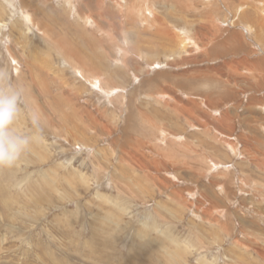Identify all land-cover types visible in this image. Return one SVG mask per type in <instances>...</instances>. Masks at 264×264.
I'll use <instances>...</instances> for the list:
<instances>
[{
	"label": "rangeland",
	"instance_id": "1",
	"mask_svg": "<svg viewBox=\"0 0 264 264\" xmlns=\"http://www.w3.org/2000/svg\"><path fill=\"white\" fill-rule=\"evenodd\" d=\"M0 70V264H264V0H0Z\"/></svg>",
	"mask_w": 264,
	"mask_h": 264
},
{
	"label": "clouds",
	"instance_id": "2",
	"mask_svg": "<svg viewBox=\"0 0 264 264\" xmlns=\"http://www.w3.org/2000/svg\"><path fill=\"white\" fill-rule=\"evenodd\" d=\"M27 90L0 70V168H11L29 149L34 135L23 134L14 127L26 107ZM33 124L38 121L33 119Z\"/></svg>",
	"mask_w": 264,
	"mask_h": 264
},
{
	"label": "bare ground",
	"instance_id": "3",
	"mask_svg": "<svg viewBox=\"0 0 264 264\" xmlns=\"http://www.w3.org/2000/svg\"><path fill=\"white\" fill-rule=\"evenodd\" d=\"M262 19V18H261ZM182 33H184V32H182ZM188 35V34H187ZM179 37H180V35H179ZM181 38V37H180ZM183 41V40H182ZM186 40H184V42H185ZM195 44V43H194ZM181 46V45H180ZM185 47V46H184ZM193 47V46H192ZM259 252H261V251H259Z\"/></svg>",
	"mask_w": 264,
	"mask_h": 264
}]
</instances>
